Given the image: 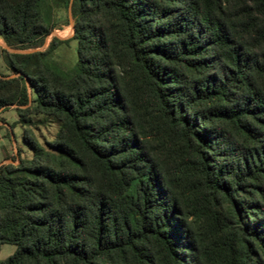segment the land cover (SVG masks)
Returning <instances> with one entry per match:
<instances>
[{"label": "trees", "instance_id": "trees-1", "mask_svg": "<svg viewBox=\"0 0 264 264\" xmlns=\"http://www.w3.org/2000/svg\"><path fill=\"white\" fill-rule=\"evenodd\" d=\"M76 72L8 53L0 264H264V0H69ZM40 0H0L6 46H41Z\"/></svg>", "mask_w": 264, "mask_h": 264}, {"label": "rangeland", "instance_id": "rangeland-1", "mask_svg": "<svg viewBox=\"0 0 264 264\" xmlns=\"http://www.w3.org/2000/svg\"><path fill=\"white\" fill-rule=\"evenodd\" d=\"M40 8L44 20L55 28L44 39L41 46L22 51H44L53 37L60 40L70 39L73 35V18L71 16L69 0H40ZM12 49L0 38V76H16L10 67L8 53ZM20 50V49H17ZM46 61L63 77H72L76 72V41L70 39L56 44L54 50L47 55ZM16 106L11 105L5 110L0 109V165L18 162L20 157L28 160L32 156L31 148L23 139V129L33 131L43 142V139H54L58 124L53 118L36 116L31 124L20 125L17 120ZM15 246L3 244L0 247V259L11 255Z\"/></svg>", "mask_w": 264, "mask_h": 264}, {"label": "water", "instance_id": "water-1", "mask_svg": "<svg viewBox=\"0 0 264 264\" xmlns=\"http://www.w3.org/2000/svg\"><path fill=\"white\" fill-rule=\"evenodd\" d=\"M13 53H29L31 51H22V50H17V49H12Z\"/></svg>", "mask_w": 264, "mask_h": 264}]
</instances>
